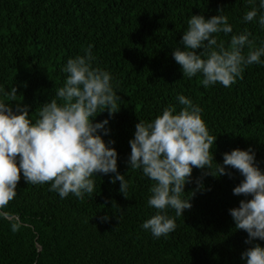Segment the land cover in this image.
I'll return each instance as SVG.
<instances>
[{
  "label": "trees",
  "instance_id": "16d2710c",
  "mask_svg": "<svg viewBox=\"0 0 264 264\" xmlns=\"http://www.w3.org/2000/svg\"><path fill=\"white\" fill-rule=\"evenodd\" d=\"M220 8L233 27L228 36L218 35L226 46L232 34L245 30L261 46L264 29L258 18L243 21L250 10L247 0H0V88L15 87L13 106H29L34 122L35 109L63 86L67 60L92 45L93 66L110 72L121 97L119 112L109 117L105 110L93 123L108 119V134H99L106 144L115 142L109 147L116 149L118 172L129 184L126 199L120 181L110 182L115 173L94 175L91 196L61 199L49 191V183L27 184L21 176L5 211L23 226L13 233L10 221L0 218V264H246L241 255L252 245L229 214L244 199L233 195L243 179L237 170L204 176L205 190L196 191L191 209L180 217L167 210L175 217V231L155 238L141 227L156 214L147 205L153 182L126 163L139 119L150 122L169 105L179 112L183 106L176 97L183 94L202 109L210 135L217 137L211 149L216 163H223L226 152L251 148L264 170V64L247 66L231 87L217 83L206 89L199 74L183 78L172 56L182 47L191 15L207 19ZM0 99H6L2 92ZM201 176L202 170L193 168L182 199L190 198ZM253 243L264 247V241Z\"/></svg>",
  "mask_w": 264,
  "mask_h": 264
},
{
  "label": "clouds",
  "instance_id": "9594fccd",
  "mask_svg": "<svg viewBox=\"0 0 264 264\" xmlns=\"http://www.w3.org/2000/svg\"><path fill=\"white\" fill-rule=\"evenodd\" d=\"M247 3L250 10L245 12L243 21L258 18L264 29V0H259L258 5L256 0ZM223 11L220 8L217 15L207 19L204 15H191L179 42L182 47L172 53L183 78L199 74L203 78L198 83L206 89L217 83L231 87L237 78L243 79L247 66L264 64V41L256 46L247 30L232 34L227 46L218 38L220 33H233ZM83 52L67 60L62 69L67 74L63 86L55 89L50 102L35 109L34 122L29 118V106H13L17 89L0 88L6 98L0 99V218L10 221L13 233L23 224L5 209L17 195L21 176L27 184L49 183V191L58 193L61 199L73 194L83 200L85 194L94 193V175L115 173L110 182L120 181L119 191L128 199V181L118 172L116 149L109 147L115 142L106 144L99 134V130L108 134L105 126L109 121L93 123L92 119L105 110L109 117L119 112L117 102L121 97L114 91L110 72L93 66L92 45ZM176 99L183 106L179 112L169 105L150 122L139 119L134 137L129 140V169L142 170L153 182L147 205L156 209V214L141 227L155 238L167 237L177 227L175 217L191 209L190 200L196 191L205 190L203 177L231 175L226 169L232 168L243 177L233 188V195L244 199L238 207L229 209V214L235 229L247 233L245 243L252 245L241 259L246 264H264V247L253 243L264 241V170L256 165L254 151L233 149L223 154L222 164L216 163L211 149L217 137L210 135L202 109L183 94ZM193 168L202 170V176L197 178L190 198L182 199L185 184L192 182ZM168 209L175 211V217L168 215Z\"/></svg>",
  "mask_w": 264,
  "mask_h": 264
}]
</instances>
